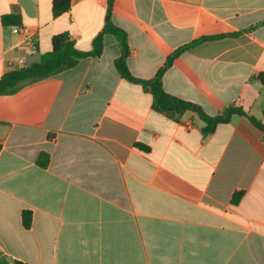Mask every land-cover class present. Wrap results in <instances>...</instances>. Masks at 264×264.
I'll return each mask as SVG.
<instances>
[{"label": "crops", "instance_id": "crops-1", "mask_svg": "<svg viewBox=\"0 0 264 264\" xmlns=\"http://www.w3.org/2000/svg\"><path fill=\"white\" fill-rule=\"evenodd\" d=\"M52 8L0 0V79L40 62L59 34L93 50L109 0ZM10 14L30 38L2 25ZM111 21L139 80L214 37L174 59L163 89L211 117L236 106L264 125V0H112ZM103 44L100 57L0 96V264H264V133L244 116L204 134L197 113L156 112L117 71V38Z\"/></svg>", "mask_w": 264, "mask_h": 264}, {"label": "trees", "instance_id": "trees-1", "mask_svg": "<svg viewBox=\"0 0 264 264\" xmlns=\"http://www.w3.org/2000/svg\"><path fill=\"white\" fill-rule=\"evenodd\" d=\"M71 0H53V15L58 17L67 12L70 8ZM112 0H109V9L106 18V26L103 32L95 39L93 50L90 52H82L76 48L75 41L68 33L59 34L52 39V51L41 57L40 62L26 66L20 69H14L5 73L0 79V96L14 95L24 86L35 83L37 81L52 77L65 70L75 67L78 62L87 57H100L103 53V37L105 34H113L119 41L122 54L115 62V66L120 76L132 83L142 86V88L153 96V109L156 112L175 116L183 114L187 111L197 113L199 117L207 124L204 128V134L212 133L219 124H226L231 121L234 116L247 117L251 123L264 133V125L255 117L250 116L241 107H230L223 114L211 117L203 112V110L189 102L178 99L163 89L162 78L164 73L171 67L174 59L183 53L187 48L196 46L200 42L214 37H203L188 46L178 49L161 68L156 76L151 80H139L132 76L127 65V59L130 55L127 35L124 31L115 27L111 21ZM2 25L5 27L21 26L22 20L19 15H4L1 18ZM1 152V146H0ZM49 157L41 154L38 158V165L41 168H47L49 165ZM243 193L239 192L233 196L232 203L237 204L242 199ZM23 226L30 229L32 226L33 215L31 211H24L22 215ZM21 264V263H17Z\"/></svg>", "mask_w": 264, "mask_h": 264}, {"label": "built area", "instance_id": "built-area-1", "mask_svg": "<svg viewBox=\"0 0 264 264\" xmlns=\"http://www.w3.org/2000/svg\"><path fill=\"white\" fill-rule=\"evenodd\" d=\"M13 31L16 34H24L25 36H29V38L31 37L29 31L27 30V28L23 27V26H16L13 27Z\"/></svg>", "mask_w": 264, "mask_h": 264}]
</instances>
